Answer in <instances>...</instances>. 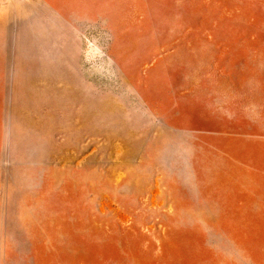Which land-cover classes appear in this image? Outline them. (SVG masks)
I'll return each mask as SVG.
<instances>
[{
  "label": "rangeland",
  "instance_id": "rangeland-1",
  "mask_svg": "<svg viewBox=\"0 0 264 264\" xmlns=\"http://www.w3.org/2000/svg\"><path fill=\"white\" fill-rule=\"evenodd\" d=\"M0 264H264V0H0Z\"/></svg>",
  "mask_w": 264,
  "mask_h": 264
}]
</instances>
